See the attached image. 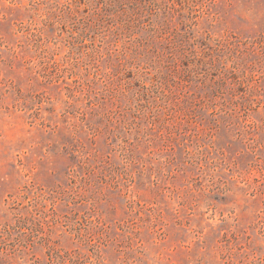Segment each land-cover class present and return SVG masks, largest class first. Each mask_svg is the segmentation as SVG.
I'll return each mask as SVG.
<instances>
[{
	"label": "rangeland",
	"instance_id": "obj_1",
	"mask_svg": "<svg viewBox=\"0 0 264 264\" xmlns=\"http://www.w3.org/2000/svg\"><path fill=\"white\" fill-rule=\"evenodd\" d=\"M0 264H264V0H0Z\"/></svg>",
	"mask_w": 264,
	"mask_h": 264
}]
</instances>
